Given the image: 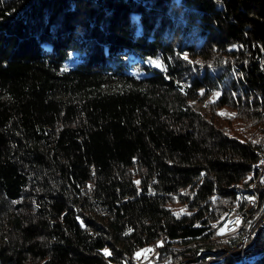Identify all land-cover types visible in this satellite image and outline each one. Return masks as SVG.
Instances as JSON below:
<instances>
[{
    "label": "trees",
    "instance_id": "obj_1",
    "mask_svg": "<svg viewBox=\"0 0 264 264\" xmlns=\"http://www.w3.org/2000/svg\"><path fill=\"white\" fill-rule=\"evenodd\" d=\"M263 156L264 0H0V264H264Z\"/></svg>",
    "mask_w": 264,
    "mask_h": 264
},
{
    "label": "rangeland",
    "instance_id": "obj_2",
    "mask_svg": "<svg viewBox=\"0 0 264 264\" xmlns=\"http://www.w3.org/2000/svg\"><path fill=\"white\" fill-rule=\"evenodd\" d=\"M192 104L196 107V109H200L201 107H203L205 105V102L202 100H193ZM256 185L259 188L257 187L256 194H254V195L255 196L257 195L256 197L261 198L262 189L260 187V183H259V185L258 184H256ZM245 211H247V213L249 212L248 216H245L244 213H241L237 210L231 211L226 216L225 220L221 223V225H219V227L216 231L217 238H223V237H227V236H230L232 234L237 233L243 227L244 223L250 218V216L254 215L253 220H252L248 230L246 231L245 235L242 237V239L236 245V246L241 245L242 247H244V249H246V245H247L246 241L251 236L257 235L260 232V230L262 228H264V200H259V201L255 200V203L250 206V210H246V208H245ZM232 217H234V218L236 217V219H237L236 224H234V226L236 228H234V230L232 228L231 230H225V232H223V230H221L220 227H223V224H225V221L230 220ZM253 240H252V242H253ZM205 251L206 250H202V252H205ZM230 251H232V249L226 250L225 252H230ZM225 252H224V254H225ZM154 253H155V251H153V250L145 252L144 254H142L140 256V258L137 260L136 264H147L150 261L151 257L154 255ZM220 257H221V255L220 256L211 255L208 258V260L213 261V260H217Z\"/></svg>",
    "mask_w": 264,
    "mask_h": 264
},
{
    "label": "built area",
    "instance_id": "obj_3",
    "mask_svg": "<svg viewBox=\"0 0 264 264\" xmlns=\"http://www.w3.org/2000/svg\"><path fill=\"white\" fill-rule=\"evenodd\" d=\"M260 169V187L262 189H264V158L262 159V168H259ZM255 200L256 201H259V200H262V198H258L254 195V190L252 192V194L249 196V199H248V205L246 207V210H250V206L253 205L255 203ZM238 216V215H237ZM243 217V216H242ZM236 218V217H235ZM238 218V217H237ZM235 220V223L232 221L231 224H227L228 221H225V226L224 227H220L221 230H223V232H225V230H231L232 228H234V224H236V220L237 219H234Z\"/></svg>",
    "mask_w": 264,
    "mask_h": 264
},
{
    "label": "bare ground",
    "instance_id": "obj_4",
    "mask_svg": "<svg viewBox=\"0 0 264 264\" xmlns=\"http://www.w3.org/2000/svg\"><path fill=\"white\" fill-rule=\"evenodd\" d=\"M264 158V156L262 157V159ZM262 159L260 160V162L258 163V168H262ZM260 170V169H259ZM259 183H260V174H259V177H258V179H257V181H256V183L255 184H253L252 185V189L254 190V194H256V189H257V185L256 184H258L259 185ZM256 185V186H255ZM259 188V187H258ZM262 189V188H261ZM262 190H264V189H262ZM261 191V190H260ZM259 192V191H258ZM257 196V195H256ZM234 219H236V218H234V217H232L230 220H228V223L227 224H231V222L233 221L234 223H235V220ZM225 226V224H223V227ZM234 228H236V227H234ZM234 228H233V230H234Z\"/></svg>",
    "mask_w": 264,
    "mask_h": 264
},
{
    "label": "snow or ice",
    "instance_id": "obj_5",
    "mask_svg": "<svg viewBox=\"0 0 264 264\" xmlns=\"http://www.w3.org/2000/svg\"><path fill=\"white\" fill-rule=\"evenodd\" d=\"M221 115H224V113H221Z\"/></svg>",
    "mask_w": 264,
    "mask_h": 264
}]
</instances>
